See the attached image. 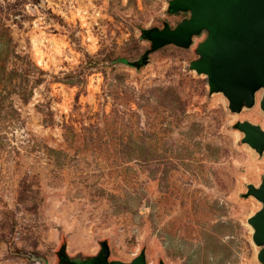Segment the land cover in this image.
I'll return each mask as SVG.
<instances>
[{"label":"rangeland","instance_id":"374dc122","mask_svg":"<svg viewBox=\"0 0 264 264\" xmlns=\"http://www.w3.org/2000/svg\"><path fill=\"white\" fill-rule=\"evenodd\" d=\"M168 1L0 0V264L102 242L109 261L261 264L264 150L234 126L264 128L261 90L239 112L209 92L189 67L205 32L151 50L143 29L188 16Z\"/></svg>","mask_w":264,"mask_h":264},{"label":"water","instance_id":"95a60500","mask_svg":"<svg viewBox=\"0 0 264 264\" xmlns=\"http://www.w3.org/2000/svg\"><path fill=\"white\" fill-rule=\"evenodd\" d=\"M168 8L188 12V16L173 27L150 29L146 34L150 49L167 44L186 48L194 36L205 32L195 47L198 57L189 62V67L206 75L209 92L223 93L230 111L254 105L259 90V106L264 111V0H169ZM234 126L243 133V142L258 153L264 150V128L248 120H238ZM246 193L261 203L247 221L253 228L252 240L259 246L257 259L264 264V180L258 186L247 184ZM108 255V246L102 242L87 263L148 264L143 251L128 262L109 261ZM61 260L71 261L64 250Z\"/></svg>","mask_w":264,"mask_h":264},{"label":"trees","instance_id":"16d2710c","mask_svg":"<svg viewBox=\"0 0 264 264\" xmlns=\"http://www.w3.org/2000/svg\"><path fill=\"white\" fill-rule=\"evenodd\" d=\"M150 29H152V28H148V29H143L142 30V37L144 38V39H148L147 38V32L150 30ZM135 65H138V63H136ZM88 259H89V257H86V258H79V257H77V258H75V259H71V261H63V263L64 264H88L87 262H88Z\"/></svg>","mask_w":264,"mask_h":264}]
</instances>
